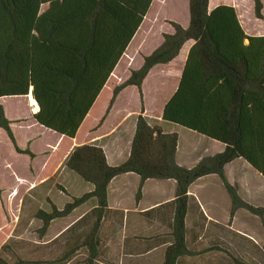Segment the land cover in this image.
<instances>
[{"label":"trees","instance_id":"16d2710c","mask_svg":"<svg viewBox=\"0 0 264 264\" xmlns=\"http://www.w3.org/2000/svg\"><path fill=\"white\" fill-rule=\"evenodd\" d=\"M151 2L0 0V98L25 97L32 111L31 95L39 107L34 121L63 139L73 140ZM253 2L255 17L261 19V3ZM44 5L47 9L40 14ZM188 12V27L170 22L174 33L164 35L162 45L143 59L141 68L113 89L105 113L122 89L133 86L140 90L154 66L169 64L184 43L192 41L161 121L221 144L223 151L201 159L190 169L180 167L175 162L177 134L149 126L141 115L136 117L129 156L118 166H109L99 147H74L65 167L91 191L61 210L51 205L48 213L37 211L35 219L44 233L52 221L94 201L93 208L64 232L74 233L79 244L53 259H31L25 248H14L7 241L0 246V264H68L81 248L86 251L84 264L97 262L101 223L110 219L112 212L107 208V187L114 178L128 173L139 178L136 203L146 180L175 183L170 203L174 207L173 244L165 251L163 264H181L186 254L188 187L200 178L216 175L220 179L230 196L232 213L245 208L262 217L264 208H253L239 199L226 181L224 167L240 159L264 179V36H247L231 6L219 5L208 11V0H188ZM9 125L0 106V130L17 154L31 156L16 147ZM113 213L117 215L115 223L120 224L123 214ZM82 231H86L84 235Z\"/></svg>","mask_w":264,"mask_h":264},{"label":"rangeland","instance_id":"374dc122","mask_svg":"<svg viewBox=\"0 0 264 264\" xmlns=\"http://www.w3.org/2000/svg\"><path fill=\"white\" fill-rule=\"evenodd\" d=\"M259 2L262 6L263 1L259 0ZM216 3H220L219 5L227 3L235 6L233 8L238 12L242 29L247 36H264L263 6L261 8L262 17L257 19L254 13L253 0H211L209 7ZM46 9L47 6L44 5L40 8V12H44ZM171 20L181 28L187 23L189 24L188 0L154 1L144 23L145 26L148 25V28L145 33L146 38L143 40V50L139 52V56H132L129 65L125 68L126 70H123L118 76L120 79H124V82L127 81L132 71L141 68L143 59L162 45L164 35L170 29ZM159 40H162L160 45H158ZM181 58L182 55L175 61V64L169 67L161 66L156 69L153 67L152 73L143 83L142 92L141 89L137 90V88L126 90L117 102L113 113H110V110L115 100L107 113L105 112L109 103L98 116L97 121L90 129L92 133L90 138L94 139L98 138L99 135H104L97 143L105 147L111 164L118 166L121 161L127 160L130 131L135 129L138 115L143 116L149 126L160 127L164 133L177 134L180 167L192 168L196 165L197 159L210 157L211 154L213 156L221 150V147L223 148L221 144L212 142V140L197 133L160 120L162 105L168 99L166 97L177 81ZM13 102L12 104L15 106L24 107L26 118L29 119L33 115L27 99ZM35 126L33 120L29 119L25 128L14 130L18 140L15 145L20 148H25L23 145H25L24 141L27 138L40 136L30 147L37 154L34 162H30L26 155H16L8 137L3 133L0 136V189L4 191L3 194L0 192V246L10 241V245L15 246L14 248H18V246L25 248L31 259H39L40 257L53 259L79 244L74 233L64 232L93 208L94 201L89 200L86 204L72 211L66 218L52 221L44 233H41V223L35 219L37 211L41 210L48 213L51 210V205L61 210L72 199L81 197L90 192L92 188L82 187L83 185L78 183L65 167L67 157L64 159L62 154L71 142L65 140L60 148H56L57 144L55 143L58 141L56 134L43 131L41 134V130ZM108 130H112L111 135L108 134ZM81 137L82 135L78 137V141ZM87 145L96 146L95 143H87ZM6 163L11 164L12 168L5 167ZM247 166L241 161L231 163L224 170L226 181L235 189L237 196L243 203L253 208H264V179ZM52 170L53 172L48 174ZM215 179L213 184L207 182L205 186L213 191L209 199L211 204H215L216 207L214 214L218 224H215L212 231L215 234L213 236L217 238L218 250L215 257L211 252L209 259H205L204 254H202L199 264H264V214L259 217L245 208H238L232 213L230 196L220 179L217 176ZM124 182L127 186L123 190L122 200L125 203H130L134 199L135 202L139 184L134 185L127 179ZM170 185L171 183L168 182L164 184V182L151 181L144 189V197L142 195L141 201L145 204L148 201H153L159 195L168 197ZM157 190H160V193ZM101 226L100 238L102 239L107 232L108 223H102ZM85 232L82 231L83 235ZM239 232L248 235V237L245 238L237 234ZM62 233L64 234L61 235ZM141 234L145 235V233ZM102 241L99 259L94 264H114L116 260H120L118 257L115 258L116 248L114 245H109L104 239ZM123 255L124 258L120 261L125 264L126 252ZM85 259L86 251L81 248L74 253L72 261L68 264H84Z\"/></svg>","mask_w":264,"mask_h":264},{"label":"crops","instance_id":"0c3cea01","mask_svg":"<svg viewBox=\"0 0 264 264\" xmlns=\"http://www.w3.org/2000/svg\"><path fill=\"white\" fill-rule=\"evenodd\" d=\"M154 1L155 0H152L151 5L141 25L137 29L134 37L128 44L123 55L118 60L108 80L106 81L105 85L103 86L99 95L97 96L93 106L91 107L90 111L88 112L85 119L81 123L74 139L67 140V141H70L71 144L62 154L64 156V159L69 155V153L74 147L87 144V143H95L97 147L103 150L106 156V159H107L106 160L107 164L109 166H117L115 164L110 163L109 161L110 158L107 154L105 147L97 143L98 141H100L101 137L103 138L104 135L103 136L99 135L98 138L91 139L90 136L92 133L90 129L92 128L94 123L97 121L98 116L104 111L105 106L107 105L112 95L113 89L117 86H120L124 82V79H120L118 77L120 73H122L123 70H126L125 68L129 65L130 63L129 60L131 61V59L133 58L132 56L134 55L139 56V52L143 50L142 49L144 47L143 40L146 38L145 33L147 32V28H148V25L145 26L144 23L147 20L148 12L150 11L152 5L154 4ZM262 1H263L262 2L263 11H264V0ZM210 2L211 0H208V11H211L212 9H214L216 6L220 4V3H216L209 7ZM222 5L235 7L227 3H224ZM235 12H236L238 22L242 28V24H241L242 22L240 21L241 20L240 16L236 10ZM41 13L43 12H40V14ZM171 21L174 22L173 20ZM187 27H188V23L184 25L183 28L186 29ZM167 31L168 33L166 32L165 35L173 34V30L171 26H170V29H168ZM160 43H162V40L158 41V45H160ZM192 45H193L192 41H187L181 47L178 55L176 56V58L173 59V61H171L167 65H157V66H154L153 68V69H156L158 67L160 68L161 66H166V67L172 66L173 64L176 63L175 61H177L179 56L182 55V58L179 62L178 72H177V75H178L177 81L175 82L174 87L170 89L171 92L166 97L168 99L163 103L162 109L165 103L169 100V98L173 95L174 91L177 88L181 70L185 63L188 50ZM129 51H130V54H128ZM153 69L149 71L148 75L143 80L141 87H140L141 92H142V86H143L144 81L152 73ZM130 88H135V87H128L118 93V95L115 98V103L112 109L110 110V113H113L115 106L117 102L119 101L120 97L122 96V94ZM29 92L31 94V91ZM24 99H27V98L25 97L0 98V106L2 107L5 118L10 123L9 127L14 137L15 144L17 143L18 140H17V133L14 132V130L16 131V130H20L21 128H25L29 119L33 120V123L36 125L35 127H38V129L41 130V134H43V132L53 134L49 130H46L42 128L41 126H39L34 121L33 115L37 113V107L35 103L33 102V100H32L33 103L31 102L30 95H29V103L32 105L33 112L32 111L31 112L33 113V115H31L29 119L24 116L25 115V112L23 109L24 107L20 108L18 107V105L15 106L14 104H12L14 103L13 101H19V100H24ZM144 109L146 110L145 107ZM162 109H161V113H162ZM2 133L4 134V132L0 130V136H2ZM111 133H112V130L108 132L109 135H111ZM133 134H134V129H131L130 142H129L130 144H131ZM80 135H82V137L80 141H78V137ZM55 136H57L58 138L57 139L58 143L57 142L55 143L57 144L56 148H58L60 145H62L63 141H65L66 139H63L58 135H55ZM39 138L40 136H36L35 138H27L24 141L25 145H23L25 146V148H20L19 146L16 145L19 150L24 151L26 149L30 153L31 156L26 155L29 157L30 162H34L36 159L35 157L37 156V154H35V152H33L30 147L32 146L34 141ZM88 138L90 139L89 141L91 142L88 141ZM130 144L128 145L129 151H130ZM222 151H223V148L221 147V150L218 153ZM15 154L18 156H23V154H17L16 152ZM210 156H212V154ZM199 160L197 159L195 161V164H197ZM123 161H125V159ZM123 161H121V163ZM236 161L243 162L242 160L238 159V160L232 161L231 163L236 162ZM175 162L178 165L180 164L178 160V149H176ZM231 163L227 164L224 167V170H226L227 167ZM244 164L247 166L246 163ZM5 167L12 168V165L9 163H6ZM187 169H190V168H187ZM52 172L53 170L48 172V174H51ZM68 173H71V175H73L76 181L80 183L81 185H83L82 187L85 186V187H88V189H91V187L88 184H85L84 182H82L80 178L78 180V176L74 175L70 171H68ZM215 177H216L215 175H210V176L200 178L188 187V209L186 211V215L184 219V227H185L184 245L186 249V254H184V256L182 257L181 264H199V261L202 258V254H204L203 256L205 259H209L211 252L212 254H214V257H215V254L217 253V250H218L216 246L217 238L213 236L214 232L212 231L215 224H218L217 218L215 217V214H214L216 207H215V204H211V201L209 199L212 196L213 191L209 190V188L205 186L207 182H212L213 184L216 181ZM126 179L134 185L139 184V178L136 175L131 173V174H125V175H121V176L114 178L107 187V208L108 210L112 212L109 213L110 219H108L107 221H102V223H105V224L108 223V226H107L108 228H106L107 232L105 233L102 239L107 241L109 245L110 244L111 246L114 245V247L116 248V257H115L116 259L117 257L120 258V260L123 259L124 258L123 253L126 252L127 259L125 260V264H163L164 259H165L164 253L173 244V240L171 237V233H172L171 226L174 223V207L170 203L174 200L175 183L174 181H171V180H167V181L146 180L141 187L142 194H141L140 200L137 203L134 202V199L131 200L130 203H125L122 200V194H123L124 188L127 186V184L124 182L126 181ZM151 181L164 182V184L165 182L171 183L170 187L168 186L170 188L169 190L170 193L168 197L159 195L158 197L154 198L153 201L151 200L144 204L143 201H141L142 195L144 197V193H143L144 189L146 188L147 185L151 183ZM161 185L163 186V184ZM157 191H159L160 193V190H157ZM0 192L2 194L4 193V191L1 189H0ZM113 212H120L123 214V218L120 224L115 223L116 221H114V217H116L117 215L114 214ZM101 229H102V226H101ZM100 233H99L98 239L101 244L103 241L100 238ZM141 233H145V235H142ZM237 234L242 235L245 238L248 237V235L243 234L242 232H239ZM120 260L119 259L116 260L114 264H123V262H121ZM175 264H179V261H176Z\"/></svg>","mask_w":264,"mask_h":264},{"label":"bare ground","instance_id":"6f19581e","mask_svg":"<svg viewBox=\"0 0 264 264\" xmlns=\"http://www.w3.org/2000/svg\"><path fill=\"white\" fill-rule=\"evenodd\" d=\"M30 99H31V102H32L33 98H32V96H31V95H30ZM33 102L35 103V101H34V100H33ZM33 102H32V103H33Z\"/></svg>","mask_w":264,"mask_h":264},{"label":"water","instance_id":"95a60500","mask_svg":"<svg viewBox=\"0 0 264 264\" xmlns=\"http://www.w3.org/2000/svg\"><path fill=\"white\" fill-rule=\"evenodd\" d=\"M38 106V105H37ZM38 110H39V107H37V112H38Z\"/></svg>","mask_w":264,"mask_h":264}]
</instances>
